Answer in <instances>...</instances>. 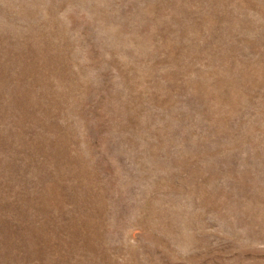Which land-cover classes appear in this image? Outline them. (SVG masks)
Here are the masks:
<instances>
[{
  "label": "rangeland",
  "instance_id": "374dc122",
  "mask_svg": "<svg viewBox=\"0 0 264 264\" xmlns=\"http://www.w3.org/2000/svg\"><path fill=\"white\" fill-rule=\"evenodd\" d=\"M0 264H264V0H0Z\"/></svg>",
  "mask_w": 264,
  "mask_h": 264
}]
</instances>
